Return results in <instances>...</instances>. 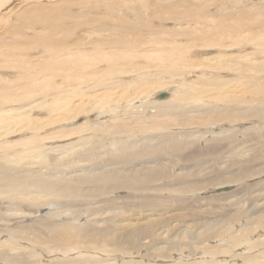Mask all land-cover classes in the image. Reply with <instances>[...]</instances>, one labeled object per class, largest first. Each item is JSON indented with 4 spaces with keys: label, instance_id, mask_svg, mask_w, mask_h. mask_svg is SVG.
<instances>
[{
    "label": "rangeland",
    "instance_id": "rangeland-1",
    "mask_svg": "<svg viewBox=\"0 0 264 264\" xmlns=\"http://www.w3.org/2000/svg\"><path fill=\"white\" fill-rule=\"evenodd\" d=\"M5 1L10 0H0V5ZM239 17L248 22V32L261 35L257 42L249 44L240 41L238 33L229 34L226 22L231 25ZM135 29L139 32L135 37L125 33ZM209 38L219 42L203 44ZM127 43L131 47L127 48ZM245 44L250 46L243 47ZM133 48L136 55L132 54ZM177 49L182 51V60L188 67L171 70L162 58L167 54L161 53ZM86 50L104 54L105 61L98 63L101 66L91 64L86 70L76 69L71 55ZM6 52L15 53V59L5 55ZM113 54L118 57L113 56L116 61ZM222 55L228 57L224 69L218 67L219 62L222 65L218 60ZM244 55L246 72L235 60ZM209 57L215 61L205 60ZM58 64L63 65L64 75L79 74L71 80L73 84L57 73L50 84L53 86L48 87V81L44 82L45 93L35 92L38 96L29 99L22 96L21 88L28 78L49 77L47 72L51 67L60 72ZM213 76L222 77L231 87L230 95L238 93L246 100L249 98L248 94L243 95L245 82L253 80L264 86V0H11L7 3L0 10V95L7 87L17 89L18 103L7 106L19 109L20 116L15 117L26 119L29 125H18L10 133L0 135V177L29 176L37 182L31 188L21 184L4 188L7 194L0 195V264H167L182 249L190 252L202 248L207 253L212 245L208 241L203 245L208 232L230 225L238 233L248 226L250 217L264 215V106L258 107L260 113L248 115L245 113L249 104L219 103L215 107L204 104L200 109L191 107L182 115L173 103L169 106L155 102L159 93L173 94L171 100L174 99L181 82L201 84L204 80L213 88L216 83ZM142 81L152 85L150 95L144 94L130 103L117 98L111 105H105L102 114L92 107L88 110L78 106H88L94 94L97 100L105 97V101L111 102L107 100L108 92L119 95L121 85L125 89L130 87L129 93L134 92L137 87H133ZM85 83L89 85L86 87ZM39 84L35 86H42ZM81 91L85 92L84 97ZM61 96L78 103L74 101V105L71 101V112H77L78 117L57 119L65 112L61 109L59 114H53ZM167 117L172 123H165ZM48 118L56 123L49 125ZM203 118L208 121L201 125L199 119ZM120 124L122 127L118 129ZM36 125L39 128L35 129ZM174 142L190 145L175 147ZM212 146L221 148L208 152ZM62 147L69 150L62 153ZM31 148L41 158L8 167ZM192 153L196 154L195 161L188 159ZM236 175L244 176L241 182H233ZM148 176L152 180L146 183ZM81 179L85 184L71 195V186L78 185ZM127 179L132 182L129 185L135 186L133 192L120 185L118 189L114 184L107 190L98 188L113 180L126 184ZM75 180L79 182L66 185ZM43 186L66 192L59 198L46 194ZM222 188L228 191L218 193ZM180 217L195 221L166 231L168 224L163 223ZM149 219L156 227L157 237L152 243L143 235L125 242L126 250H137L133 251L134 256L117 253L107 258L95 250L105 241L120 240L122 244L121 227L113 228L106 237L98 228L104 230L108 224L114 227L126 221L131 223L126 227L128 232ZM130 245L134 247L129 248ZM240 250L227 258L218 257L219 262L245 264L256 254L252 250ZM151 252L156 257L151 258L154 262L142 259L141 255L147 253V258ZM195 260L198 259H190Z\"/></svg>",
    "mask_w": 264,
    "mask_h": 264
},
{
    "label": "bare ground",
    "instance_id": "bare-ground-1",
    "mask_svg": "<svg viewBox=\"0 0 264 264\" xmlns=\"http://www.w3.org/2000/svg\"><path fill=\"white\" fill-rule=\"evenodd\" d=\"M10 2H11V0L10 1H5L3 5H0V10H2L4 8V6L7 3H10ZM39 12H42V10L39 11ZM62 15H66V14H62ZM247 24H248V22L246 21V19L244 17H239L237 19V22H233L231 25H228L227 22H226L225 25H226L227 31H229V34L233 35V33H238L237 37L239 38L240 41H247L249 44L250 43H254L256 40H258V38L261 35L259 37H257L258 36L257 34H252V33L248 32V30H247ZM125 33L126 34H129L132 37H135L136 35L139 34V32L137 33V29H135V31H132L131 33L130 32H125ZM227 34H228V32H227ZM203 37H206V36H203ZM221 37L224 38L222 35H221ZM123 40L125 41V39H123ZM123 40H121V41H123ZM155 41H157V40H155ZM218 42H219L218 39L209 38V39H206L203 42V44H206V45H217ZM130 43H135V41H131ZM249 44H245L243 47L250 46ZM10 45H13V44H10ZM10 45H8V46H10ZM126 47L129 48V47H131V45H129L127 43L126 44ZM174 49H176V48H174ZM71 50H73V49H71ZM75 50H77V49H75ZM91 50H86V52H81V51H83V50H81L80 51L81 53H79V54H72V55L69 53V54H67V57L70 58V55H71V58L74 59V60H72V63H73V61L75 62V63L72 64V66L75 67L76 69H81V70H86L87 68H89V66L91 64L92 65L98 64L102 59H103V61H105L104 58H103L105 56L104 54L103 55H99L98 53L92 54L91 53L92 52ZM89 51H91V52H89ZM131 51H132V54H134L135 48H133ZM221 51L222 50H220V52ZM12 52H14V51H12ZM115 53L116 52H114V54ZM163 53L165 55L167 54L166 56H163L162 58L166 59V61H167V63H168V65H169V67H170L171 70H173V69H176V70L179 69V70H181L182 68L185 69L186 67H188L186 64L184 65V62L182 60V55H181L182 54V51L180 49L173 50V51H169L168 53L162 51L161 54H163ZM204 53H206V52H204ZM14 54H12L11 52H6L5 55L11 57L12 59H15L14 58ZM114 54L112 55V57L114 56ZM136 54H137V52H136ZM136 54H134V55H136ZM198 54H196V56ZM60 56H63V52L60 54ZM114 57H116V56H114ZM114 57H113V60L116 61L117 60L116 58H118V57H116V58H114ZM245 57L246 56L244 55V57L243 56H239L238 58L235 59V60H237L238 62L241 63V64L239 63V66L243 70V72H246L248 70L245 67V65H247L246 64V60L247 59ZM108 58L110 59L109 61L111 63V59L112 58L110 57V54H109ZM199 58L201 59L202 57H199ZM227 58L228 57H226V55H222L221 57L218 58V60L221 61V63H222V65H221L220 62H219V66H218L219 68H221V69H224L225 68V66L227 64V61H228ZM205 60L215 61V59L212 58V57L211 58L209 57V58H207ZM69 62H71V61L69 60ZM113 63H114V61H113ZM15 66H17V65H15ZM25 66H27V65H25ZM62 66L59 67V71L60 72H58V70H56V69L54 70L52 67H51V71H49V72H52L51 74H49V72H47L45 70V72H47L48 75H50L49 77H47L46 75H43V76H39V78H37L38 76L35 77L36 79H29L28 78V81H27L28 83L23 87V89L21 88V90L24 92V94L22 96H24V98L26 97L27 99H29V97L30 98L33 97V95H36L38 92L45 93V91H47L45 89H47V88H45L44 82L48 81V87H49V85L52 84V80L57 76V73H59V74L62 73V75L63 76H66L65 78L67 80H70V82H72L71 80L76 79L77 75H79V74H77L75 76V74L73 72H72L73 74L72 73H65V75H64L63 70H62ZM98 66H101V65L98 64ZM29 67H31V66H29ZM68 67H71V65L68 66ZM31 68H33V67H31ZM48 68H49V66H48ZM76 69H74V70H76ZM109 70H111V69H109ZM66 71L68 72L67 69H66ZM79 72H81V71H79ZM119 72H123V71L120 70ZM77 73H78V71H77ZM88 73H90V71ZM178 75H179V73H178ZM87 77H85V78H87ZM65 78H63V79H65ZM82 78L83 77H81V79ZM221 78L222 77H220V76H213L212 80L216 81L215 86L213 88L210 87L208 84H205L206 81H204V80H202L201 84H199V83L184 84V83L181 82L182 87H179L180 88L179 91L174 94V97H173L174 99L171 100V95H173V94H171L169 96L170 98H168V100H165V101L159 100V99H157V95H159L160 94L159 93V94H156L155 95L156 96L155 102H156V104H161V103H163V104H169V106L175 104L177 107H179V112L182 115H185L186 111H188L191 107H196V108L200 109L204 104H207V105H210L212 107H215V106H218L219 103H226V104L230 105V104H233L235 102H237L239 104H242V103L249 104V107H248V109H247V111H246L245 114L251 115V112H253V114L260 113V111L258 110V107L259 106H264V86L257 85L253 80L245 82L243 84V86H244V88H243V95L244 94H248V98H249L248 100H246L244 96H241V94H238V93H235L233 95H230L231 92H232L231 87L228 86L227 83H224ZM25 79H26V77H25ZM78 79H79V77H78ZM82 82H80V83H82ZM39 83H41L42 86H39V87L35 86L36 84H39ZM75 83H77V82H75ZM21 84H22V82H21ZM61 84H62V82H61ZM65 84L67 85V83H65ZM65 84H63V86ZM68 84H70V83H68ZM72 84H73V82H72ZM138 84L139 85H137V86H134V85H133L134 87L132 86L133 88L137 87L134 92H130L129 93L127 91V89H129L130 87L127 88V89L121 88L124 85L123 86L121 85V87H120L121 90H120V94L119 95H116L115 91L108 92L109 97H107V100L110 99L111 102L105 101V97L104 98L102 97L104 100H101V99L100 100H97L96 97H95V94H94V95H92V98L90 100H88V102H87V105L88 106H83L81 104H78L74 99H70L71 97L70 98L67 97L68 99H66V98L63 99V97L61 96L62 97L61 98L62 100L60 99V100L56 101L57 102L56 108L55 109L53 108L55 113L53 112V114H56V112H57V114H59L58 111L60 112V110L63 109L65 112H62L63 114L58 115L57 119L62 118V119H66L67 120V117H68L69 118L68 120H70V118L72 120V117L77 116L76 115L77 112H75V113H72L71 112V110H72V107L71 106L73 105L74 101L78 104L79 107H84L85 109H88V110H89V108L92 107L93 109H97L96 111L99 114H102L103 111H104L103 108H105V105L106 104L107 105L108 104L111 105L113 102H116L117 101V98H119L120 101H124L126 103H130V102L134 101L135 99L137 100L138 99L137 97H140V96H142L144 94H146V96H148V94L153 89L152 85L149 84V83H147V82H143L142 81L141 83H138ZM6 85H8V84H6ZM53 85H50V87L53 86ZM70 85H69V87H70ZM88 85L85 83V86L86 87ZM76 88H78V87H76ZM16 90L17 89H13L11 87H7L6 89L3 90V93L0 95V107H2V108H0V135L10 133L18 125L23 126V127H24V125H29V122L26 119H23L22 120L19 117H15V116H20L19 115V109H14L13 107L10 108L9 106H7V104H9V103H12V104L18 103L17 102L18 100H15V99H17V96H15L16 93H17ZM42 90H44V91H42ZM79 90H81V89H79ZM106 91H108V90H106ZM35 92H36V94H35ZM172 92L174 93V90ZM81 93L84 94L83 95V97H84L85 96V92L81 91ZM36 96H38V95H36ZM56 96H58V95H56ZM98 98H100V97H98ZM20 99H22V98H20ZM72 100H73V103L71 104V101ZM151 100H149V101H151ZM103 102H105L104 106H102L103 105ZM74 105H75V103H74ZM5 106H7V107H5ZM52 106H54V105H52ZM50 109H51V107H50ZM63 110H61V111H63ZM14 111H15V114H12V112H14ZM144 111H146V110H143L142 112H144ZM174 111L176 112L177 110L174 108ZM50 112H52V111H50ZM168 115L170 116V119H173V116H172L171 113H168ZM263 116H264V114H263ZM240 119L243 120V121L244 120H250V118H248V119L247 118H240ZM53 120L54 119L48 118L47 123H49V125L50 124L53 125V124L56 123V120L54 122H53ZM237 120L238 119H235V120L234 119H229V121H231V122L232 121L235 122ZM207 121H208V119H206V118L199 119V123L201 125L207 124ZM175 122H176V124H181L178 121H175ZM165 123H167V124L172 123L171 120H169V117H167L165 119ZM121 127H122V125L120 124L117 128L120 129ZM37 128H39L38 125L35 126V129H37ZM87 131H89V129H87ZM117 133H120V132L119 131H115V134H117ZM187 145H190V144H187ZM187 145L186 144L185 145H182L180 142L179 143L178 142H174V146L175 147H180V146L186 147ZM258 145L259 144H257V147H258ZM62 148H64L63 149L64 151H62V153L63 152H67L69 150L68 148H65V147H62ZM220 148H221V146H212L208 152H215L216 149H220ZM57 149H59V147L55 148L54 150H57ZM70 149L72 150V148H70ZM50 150H53V149L49 148V151ZM194 153H196V152L194 151ZM194 153H192V154L189 155V157H188L189 160H194L195 159L196 154H194ZM3 154H5V153H3ZM39 158H41V156L39 154H35V152L32 151V148L31 149H27V152L24 153V155L18 156V158H16L14 160V163H11V165H9L8 167H11V166H12V168L13 167H17L20 164H25L26 162H32V161H35V160H37ZM7 159L10 160V158H7ZM5 161H7V160H5ZM233 177H234L233 182H235V183H237L238 180L240 181V180H242L244 178V176H243V178H241V175H236V176H233ZM117 180H113L110 183H107L105 185L98 186V188H100L102 190L103 189L107 190V188H109L111 186L110 184H114L116 187H118V185H120L119 187L122 188V189L123 188L130 189L132 192L135 190V186L129 185V184H132V182H131L130 179L125 180L127 182L126 184H124V183H119L118 184V182L115 183ZM151 180H152V177L151 176H148L146 183H149ZM222 181H226V180L225 179H222ZM32 182H34V183H32ZM36 182H35V179L34 178H30L29 176H25V177H18V176L0 177V195L1 194L2 195L3 194H7V192L4 190V188H8V189L9 188H13V187H15L18 184H21L22 186L30 185V188H31V187H34L35 186V183ZM76 182H79V180H75L73 183L66 184V185H74V183H76ZM84 184H85V181L83 179H81L80 180V183L78 185L71 186L72 190L69 193L71 195H74L79 190L78 187L79 186H83ZM119 187H118V189H120ZM42 189L44 190V192L46 194H50L52 196H58L59 198L62 197V194H64L66 192V190H63V189L55 190V189H53V188H51L49 186H43ZM156 215H158V214H156ZM156 215H155V217H156ZM245 215H242V216H245ZM250 216H248V217H250ZM147 219L148 218H146V220ZM193 219H191V220L188 221L184 217H180V218H177V219L173 218V219H169L168 221H166L163 224H164V226H166L168 224L167 225V228H166V231L167 230L173 231V230H177L181 223H185V224L187 223L188 224L189 222H194L195 219L194 220ZM229 221L232 222V220H229ZM113 222L116 223L118 221L113 220ZM152 222L153 221L151 219H149L148 221L143 222V224L134 226L133 227V230L130 229L131 231H128V232H126L125 230L127 229L126 227H128L129 225H131V223H128L126 221H125L124 224H122V223H120L118 225L116 224L117 226H115V224H114V227H113V225L108 224V226H106L104 228V230L98 228L97 231L102 236H105L106 237V236H108V234H110L113 231V228H115V227H121V231H119V232H121L122 244L120 243V240L119 241H116V243H110V242H106L105 241L104 243L99 244L97 247H95V250L101 256H105L107 258H109V256H113V255L115 256V254H117V253L118 254L120 253V254H123V255H128V256H134L135 254L133 253V251L135 252L137 250L136 249H134V250H130V249L129 250H126V247L127 246L124 245V243L125 242H131L134 237H141V235H143L144 239H149L151 241V243H152V241L154 239H156V237H157V235L155 233V228L156 227H154V226L151 225ZM110 225H111V228H110ZM229 227H230V225L227 226V227H225L222 230H213L211 232H208L205 235V242H203V245L206 244V241L211 242V244H212V245L210 244L211 246H209L208 249L206 248L208 250L207 253L203 252L202 248H199V247H196V248H199L198 250H192V249H190V252H189V250L182 249L181 252L174 253L173 254L174 255L173 258L170 259L167 264H170V263H173V264H183L182 262H184V261H190V259H192V258L193 259H198V260L190 261V262H188L186 264H222L221 262H219L221 259L218 260L219 259L218 257H220V256L225 257V258L230 257V255H231V253L233 251H235V250L237 251L239 249H241V250L242 249H248L249 251L252 250L254 253L256 252L255 256L254 255L250 256V258H252V259L248 260L249 263L246 262V260L244 261L247 264H264V215H261L260 214V215H257V217H254V218H251L250 217V222H249L248 226L245 229H243L242 231L238 232V233H236L232 228L230 229ZM114 230H116V229H114ZM115 232H118V231H115ZM69 236H71V231H70ZM254 238H257V239H254ZM203 240H204V237H202V241ZM218 243H220V245ZM151 246H152L151 249H153V245H151ZM133 247L134 246H131L130 245L129 248H133ZM190 248H192V247H190ZM146 254L147 253L141 255L143 257L142 259L143 260L150 261V262H154L153 259L156 258L155 255H154V253L151 252V255L150 256H147V258H145V255ZM207 254H209V256H207ZM182 256H184L183 259H181V260H178L177 259V258H182ZM151 258H153V259H151ZM157 258L159 260H162V259H160L159 256H157ZM101 259L104 260L105 258H102L101 257ZM86 263L90 264L91 262H86ZM156 263H158V262H155L153 264H156ZM223 264H225V263H223ZM227 264H230V263L227 262ZM237 264H239V261L237 262Z\"/></svg>",
    "mask_w": 264,
    "mask_h": 264
},
{
    "label": "water",
    "instance_id": "water-1",
    "mask_svg": "<svg viewBox=\"0 0 264 264\" xmlns=\"http://www.w3.org/2000/svg\"><path fill=\"white\" fill-rule=\"evenodd\" d=\"M167 98H169V95L166 93H161V94L157 95V99H159V100H165ZM221 191H228V188H222L221 190L218 191V193H221Z\"/></svg>",
    "mask_w": 264,
    "mask_h": 264
}]
</instances>
